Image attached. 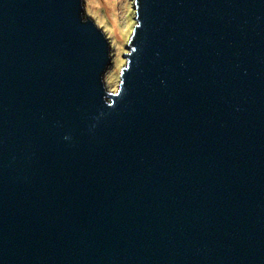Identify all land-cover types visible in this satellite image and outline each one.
Masks as SVG:
<instances>
[{
	"label": "water",
	"instance_id": "obj_1",
	"mask_svg": "<svg viewBox=\"0 0 264 264\" xmlns=\"http://www.w3.org/2000/svg\"><path fill=\"white\" fill-rule=\"evenodd\" d=\"M85 0H0V264H264V0H135L116 92Z\"/></svg>",
	"mask_w": 264,
	"mask_h": 264
},
{
	"label": "rangeland",
	"instance_id": "obj_2",
	"mask_svg": "<svg viewBox=\"0 0 264 264\" xmlns=\"http://www.w3.org/2000/svg\"><path fill=\"white\" fill-rule=\"evenodd\" d=\"M85 12L91 16L111 41L112 63L106 73L107 89L116 92L123 67L126 48L136 26L135 0H85Z\"/></svg>",
	"mask_w": 264,
	"mask_h": 264
}]
</instances>
